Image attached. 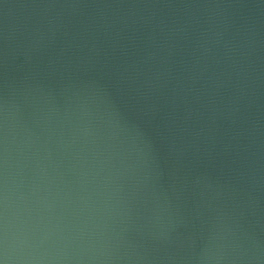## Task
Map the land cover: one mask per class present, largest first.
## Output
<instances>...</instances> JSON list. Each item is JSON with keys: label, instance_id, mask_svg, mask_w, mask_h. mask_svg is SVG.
<instances>
[{"label": "water", "instance_id": "obj_1", "mask_svg": "<svg viewBox=\"0 0 264 264\" xmlns=\"http://www.w3.org/2000/svg\"><path fill=\"white\" fill-rule=\"evenodd\" d=\"M0 264H264V0H0Z\"/></svg>", "mask_w": 264, "mask_h": 264}]
</instances>
